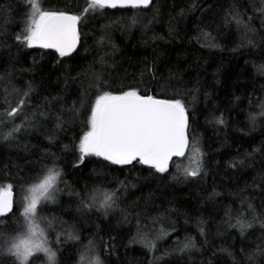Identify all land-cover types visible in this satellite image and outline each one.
I'll list each match as a JSON object with an SVG mask.
<instances>
[{
    "label": "trees",
    "instance_id": "trees-1",
    "mask_svg": "<svg viewBox=\"0 0 264 264\" xmlns=\"http://www.w3.org/2000/svg\"><path fill=\"white\" fill-rule=\"evenodd\" d=\"M27 2L0 0V29L6 30L7 44L11 45H0V112L5 107V88L11 93L14 86L23 93L30 83L33 91L24 111L29 117L36 113L37 121L16 142L0 141V186L13 184L16 207H19L21 185L35 183L42 165L51 167L46 154L55 153L59 158L63 179L69 187L60 184L64 191L55 203L43 209L53 211L54 214H49L57 218L59 231L74 225L81 237L79 243L62 239L59 249L51 244L57 251L59 264H80L83 246L93 238L96 254L104 264H235L236 260L244 259L239 250L248 251L260 244L264 230L257 222L241 237L239 229L230 227L229 223L235 224L242 212L245 214L242 219H252L245 201H250L255 213L264 218V118L259 116L260 105L264 103V74L259 71L264 65V43L260 41L264 30L260 28V19L254 17L250 26L258 31L253 37L257 46L251 47L242 43L243 30H238L235 24H223L222 18L232 5L252 16L251 5L255 3L258 8L259 0H154L148 9H108L106 17L81 21L80 55L76 60L63 58L59 63L54 51L17 47L10 38L21 31L20 21L30 11ZM40 3L44 10L69 14H79L85 7V0H40ZM193 4L197 7L190 11ZM133 18L135 24H131ZM116 20L120 23L112 24L105 44H97L104 35L102 26ZM201 29L211 33V38L206 40ZM101 57L105 60L103 71L112 84L111 91L135 86L140 73L150 67L155 79L145 75L141 87L162 99L180 94L176 98L183 99L188 108L190 136L195 135L204 153V171L200 177L181 176L174 180V168L159 174L142 165L134 169L106 166L107 162L102 163L96 157L86 159L78 168L73 167L74 153L62 149L73 144L74 138L84 130L83 124H66L57 130L55 115L79 99L82 84L87 86L83 78H67L69 73L75 76L89 65L101 71ZM65 61L70 67L65 66ZM8 99L15 106L19 96L12 94ZM40 111L48 113L47 118H41ZM250 115L257 117L254 125ZM221 116L223 125L215 123V118ZM15 122L19 124L20 119ZM4 131L7 128L0 126V132ZM54 132L55 143H49L48 137ZM254 149L260 151L253 152ZM187 156L186 153L175 162L187 165ZM119 181L129 184L120 193L119 205L128 210L127 221L119 211L107 218L95 211L82 215L75 197L68 195L70 190H82L85 184L115 188ZM137 214L149 239H154L161 228L170 233L156 242L157 251L128 244V238L137 231ZM21 219L20 212L15 211V217L0 221V231L16 235ZM60 220L67 222L66 225H61ZM109 236L115 237V241L110 242ZM186 238H192L196 246L180 251ZM53 239L54 236L50 238ZM110 243L115 244L114 252L105 251ZM221 249L235 255L228 256Z\"/></svg>",
    "mask_w": 264,
    "mask_h": 264
},
{
    "label": "snow or ice",
    "instance_id": "snow-or-ice-1",
    "mask_svg": "<svg viewBox=\"0 0 264 264\" xmlns=\"http://www.w3.org/2000/svg\"><path fill=\"white\" fill-rule=\"evenodd\" d=\"M153 0H85V7L79 14H69L64 11L44 10L41 7L40 0H28L27 7L29 12L25 13V18L20 21L21 31L12 35L10 38L17 47L54 49L57 62L63 58L76 60L80 55L78 47L81 44V32L79 25L81 21L95 19L96 17H106L108 9H146ZM260 6L257 8L253 3V15L247 16L246 12L241 13L235 5L225 12L222 23L225 25L235 24L238 30H243L244 36L242 43L246 42L251 47L257 46V41L253 39L258 35L257 29L251 27L254 17L260 19V28L264 30V0H259ZM196 5L193 4L189 9L194 11ZM6 12V10H5ZM183 10L181 15H183ZM120 21H112L102 26V35L97 44L103 46L106 42L112 24H119ZM136 19L131 20L135 24ZM202 36L208 40L211 33L200 30ZM0 45L11 47L7 44L9 38L6 30L0 29ZM199 39V38H198ZM214 39V38H212ZM261 43H264V36L260 37ZM215 46V45H209ZM87 51V49H84ZM76 54L75 56L73 54ZM95 63V62H94ZM99 64L101 71H95L91 65L82 72H77L75 76L69 73L67 78L87 81V86L83 84V89L79 93V99L74 101L71 107L63 108L60 114L55 115V129L62 130L66 124L82 123L83 129L71 146L64 145L62 151H72L76 157L74 168H78L85 163V160L91 157L101 158V162H107L106 166H147V170L154 173H169L170 168L175 169L172 179L179 177L198 178L203 169L204 153L198 147L199 141L195 135L190 136L189 112L183 99L176 98L179 93L172 98H157L150 94L149 89L141 87L144 83L145 75L155 79V72L149 67L140 73L139 82L135 86H123L121 90L114 92L109 89L112 84L109 83L103 67L105 60L100 58ZM65 66L70 67L66 64ZM259 71L264 74V65ZM31 84L28 90L23 93L14 86L12 92L4 89V111L0 112V126L7 128V131L0 132V141L11 144L18 140L21 133L29 131L36 126L37 116H32L24 111L28 107V99L32 92ZM92 93L89 95V93ZM15 94L19 99L13 106L12 101L8 99L9 95ZM259 116L264 118V103L260 105ZM41 118H47L48 113L39 112ZM67 116V119H65ZM20 119V123L15 121ZM257 117L250 115V120L255 124ZM215 123L223 125L224 118H215ZM55 132L48 137L49 143H55ZM260 149H254L258 152ZM188 154V164L182 165L176 163L174 158L185 157ZM50 157L51 167L44 164L41 167L40 174L35 177L36 182L25 187L21 185V199L19 207H16L14 200L13 184L7 183L0 186V221H7L10 217H15V211L20 212L23 224L19 226L20 231L16 235L7 234L0 231V264H59L57 251L53 250L51 244L54 243L57 249L60 248L61 240L64 242L79 243L81 237L77 234L75 226H68L61 231H56L53 217L48 220L46 217H40L42 204L55 203L56 197L64 191L60 184L65 188L69 185L63 179V169L58 164V157L55 153H47ZM251 155V154H250ZM243 164V161H240ZM230 166L235 167V164ZM23 179V178H21ZM29 179H33L29 177ZM129 186L126 181H119L118 187L105 188L102 185L89 186L83 185L82 190H70L69 196H74L77 201V210L83 215L97 212L104 218L110 213L119 211L124 221H127L129 212L126 208H120V193ZM27 193L24 195L23 193ZM218 195V193H212ZM211 198V196L209 197ZM247 208L252 212V219H242L245 214L242 212L236 218V223H229L230 227L238 228L241 237L259 222V226L264 230V218L255 213V209L250 201H245ZM243 207V205H242ZM15 209V211H14ZM43 220L47 228L54 233V239L49 240L44 228H41L37 220ZM136 219L137 231L128 238V244L143 245L151 252L157 251V241L163 239L170 233L165 232L163 228L154 238L149 239L148 233L144 232L139 224V214ZM231 216L229 215V221ZM16 223V220H12ZM61 225L67 222L60 220ZM2 226V225H0ZM203 235V228L200 229ZM115 237L109 236V241H115ZM102 241L103 238L100 237ZM261 243L248 251L240 249V254L244 257L242 260H236L235 264H264V236L260 238ZM195 242L192 238H186V242L179 249L187 251L195 248ZM84 251L80 253V264H104L100 255L96 254V239H89L88 244L83 246ZM115 251V244L110 243L105 251ZM228 256L235 254L228 249H221ZM43 254V258L41 257ZM159 259V258H157Z\"/></svg>",
    "mask_w": 264,
    "mask_h": 264
},
{
    "label": "rangeland",
    "instance_id": "rangeland-1",
    "mask_svg": "<svg viewBox=\"0 0 264 264\" xmlns=\"http://www.w3.org/2000/svg\"><path fill=\"white\" fill-rule=\"evenodd\" d=\"M41 7H42V5H41ZM53 203H47L46 205H43L42 204V211H40L39 212V216L40 217H46L48 220H51L53 217V215H50L49 213L50 212H52L53 213V211L50 209V211L48 210V208L47 209H43L44 207H49V206H51ZM54 214V213H53ZM37 223L40 225V227L41 228H44L45 229V231H46V234L48 235V238H49V240H50V238L52 237V236H54V233L52 232V231H50L48 228H47V225H46V223L43 221V220H41V219H39L38 218V220H37ZM54 223V226H55V229H56V231H59L58 230V228H57V222L56 221H54L53 222ZM21 224H23V219H21V222H20V225ZM20 230H22V229H20ZM19 230V231H20ZM51 241V240H50Z\"/></svg>",
    "mask_w": 264,
    "mask_h": 264
},
{
    "label": "water",
    "instance_id": "water-1",
    "mask_svg": "<svg viewBox=\"0 0 264 264\" xmlns=\"http://www.w3.org/2000/svg\"><path fill=\"white\" fill-rule=\"evenodd\" d=\"M153 2H154V0H153ZM153 2H152V4H153ZM152 4L151 5H149V7L148 8H150L151 6H152ZM148 8H146V9H148ZM111 10H115V9H111ZM79 29H80V27H79ZM79 48V47H78ZM46 50H51V51H54L55 52V50L54 49H46ZM175 159H177V158H174V160ZM13 193H14V200H15V192L13 191Z\"/></svg>",
    "mask_w": 264,
    "mask_h": 264
}]
</instances>
